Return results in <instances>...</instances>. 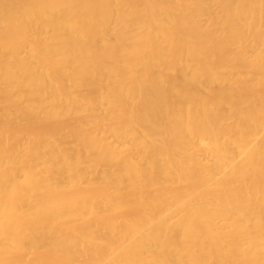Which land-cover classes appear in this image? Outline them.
I'll use <instances>...</instances> for the list:
<instances>
[{"label": "bare ground", "instance_id": "bare-ground-1", "mask_svg": "<svg viewBox=\"0 0 264 264\" xmlns=\"http://www.w3.org/2000/svg\"><path fill=\"white\" fill-rule=\"evenodd\" d=\"M0 264H264V0H0Z\"/></svg>", "mask_w": 264, "mask_h": 264}]
</instances>
